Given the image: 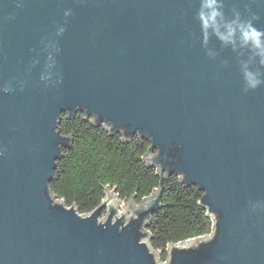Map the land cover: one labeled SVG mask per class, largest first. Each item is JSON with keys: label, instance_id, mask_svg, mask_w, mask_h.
I'll use <instances>...</instances> for the list:
<instances>
[{"label": "water", "instance_id": "obj_1", "mask_svg": "<svg viewBox=\"0 0 264 264\" xmlns=\"http://www.w3.org/2000/svg\"><path fill=\"white\" fill-rule=\"evenodd\" d=\"M222 2L264 30V0ZM199 7L0 0V264H264V84L245 91L248 54L215 36L207 55ZM79 112L148 138L150 165L204 193L212 233L162 263L147 230L162 189L140 204L109 190L86 215L58 199L49 183L72 142L58 125Z\"/></svg>", "mask_w": 264, "mask_h": 264}, {"label": "trees", "instance_id": "obj_2", "mask_svg": "<svg viewBox=\"0 0 264 264\" xmlns=\"http://www.w3.org/2000/svg\"><path fill=\"white\" fill-rule=\"evenodd\" d=\"M58 129L72 137L56 161L49 183L58 199L86 215L102 203L109 190L116 189L123 200L140 204L162 189L161 206L147 230L151 247L162 253L163 260L168 259L170 245L212 233L214 218L201 203L204 193L184 183L181 174H162L150 165L146 159L151 146L148 138L136 134L126 139L105 124L96 125L83 112L74 118L62 114Z\"/></svg>", "mask_w": 264, "mask_h": 264}, {"label": "clouds", "instance_id": "obj_3", "mask_svg": "<svg viewBox=\"0 0 264 264\" xmlns=\"http://www.w3.org/2000/svg\"><path fill=\"white\" fill-rule=\"evenodd\" d=\"M222 9V0H200L196 18L200 22L203 46L207 55L215 58L217 53L207 47L210 38L215 36L223 46L231 47L234 52L242 56L246 52L247 59L240 63L245 91L255 89L264 84V71H261L264 69V30L257 29L252 23L258 17L244 20L239 12H234L233 18L228 19ZM253 63L259 67L254 69Z\"/></svg>", "mask_w": 264, "mask_h": 264}, {"label": "rangeland", "instance_id": "obj_4", "mask_svg": "<svg viewBox=\"0 0 264 264\" xmlns=\"http://www.w3.org/2000/svg\"><path fill=\"white\" fill-rule=\"evenodd\" d=\"M124 209H126V208L123 206L122 210H124ZM105 214H106V212H105ZM104 216H105V215H104ZM104 216L102 217L103 219L105 218ZM184 242H185V241H184ZM161 256H162V253L159 251V252L157 253V258H158V261H159V262H162V263H163V262H165L166 260H163Z\"/></svg>", "mask_w": 264, "mask_h": 264}, {"label": "built area", "instance_id": "obj_5", "mask_svg": "<svg viewBox=\"0 0 264 264\" xmlns=\"http://www.w3.org/2000/svg\"><path fill=\"white\" fill-rule=\"evenodd\" d=\"M211 234V233H210Z\"/></svg>", "mask_w": 264, "mask_h": 264}]
</instances>
